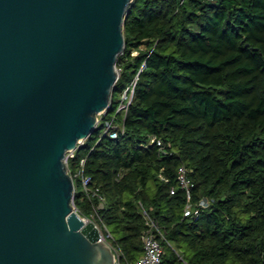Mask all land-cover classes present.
Listing matches in <instances>:
<instances>
[{
  "label": "trees",
  "instance_id": "obj_1",
  "mask_svg": "<svg viewBox=\"0 0 264 264\" xmlns=\"http://www.w3.org/2000/svg\"><path fill=\"white\" fill-rule=\"evenodd\" d=\"M123 36L107 114L67 159L71 175L85 159L89 188L105 198L100 219L76 177L75 209L94 215L123 264L143 252V210L162 264H264V0H133ZM133 80L112 139L104 120ZM179 166L193 184L189 200ZM201 199L208 206L197 217L184 215Z\"/></svg>",
  "mask_w": 264,
  "mask_h": 264
},
{
  "label": "water",
  "instance_id": "obj_2",
  "mask_svg": "<svg viewBox=\"0 0 264 264\" xmlns=\"http://www.w3.org/2000/svg\"><path fill=\"white\" fill-rule=\"evenodd\" d=\"M133 0H0V264H114L66 156L111 102Z\"/></svg>",
  "mask_w": 264,
  "mask_h": 264
},
{
  "label": "built area",
  "instance_id": "obj_3",
  "mask_svg": "<svg viewBox=\"0 0 264 264\" xmlns=\"http://www.w3.org/2000/svg\"><path fill=\"white\" fill-rule=\"evenodd\" d=\"M119 68L116 67V70ZM134 85L135 80H133L131 83H129L118 95V100L114 109V112L112 114V117L110 119L104 120V129L103 132L108 133L110 138H116L118 136V133L122 131V126L119 122L115 121V115H119L120 112H123V116L126 114L128 105L133 97L134 93ZM107 110H105L102 114L99 116H104L107 114ZM99 121V120H98ZM156 142L158 146L161 145L160 141H157L155 138H152L149 143L152 144ZM83 141L80 142L79 145H82ZM74 150L67 153L66 156V162L68 158L73 157ZM84 158H81L79 160V168L74 172L72 178H80V184L82 190L88 194L89 196L96 197L98 199L97 205L94 207V215L99 218V215L97 213V210L103 206L104 203V196L99 192V189L97 187L89 188V183L91 181L90 176L84 175L82 172V166L84 165ZM176 182L180 188L184 190V193L186 195V198L189 200L191 196V187L193 186L190 178L187 175V169L185 166H179L177 170V176H176ZM170 194L175 193V187H171L169 190ZM205 208L208 206V201L205 199H201L197 206L191 205V203H187L184 209V215L187 216H194L197 217L199 215V208ZM143 215L147 219V225L148 228L144 231V233L141 236L142 245H143V252L141 256L133 263V264H162V255H163V248L161 246V243L159 239L156 237L154 230L156 228L155 224L151 219H149L148 214L145 210L142 211ZM94 215H91V218H85V219H91L94 221ZM95 222V221H94ZM97 225V223L95 222ZM98 226V225H97ZM99 228V227H98ZM101 231V230H100ZM102 233V232H101ZM107 236H110L108 233ZM100 238L106 241V237L103 235V233L100 235ZM112 248V247H111ZM114 252V264H123L119 260V252L116 248H112Z\"/></svg>",
  "mask_w": 264,
  "mask_h": 264
},
{
  "label": "rangeland",
  "instance_id": "obj_4",
  "mask_svg": "<svg viewBox=\"0 0 264 264\" xmlns=\"http://www.w3.org/2000/svg\"><path fill=\"white\" fill-rule=\"evenodd\" d=\"M116 67H117V65H116ZM117 71H118V69H117ZM119 116L122 117L123 116V112H120ZM99 231H100V229H99ZM100 234H102L101 231H100Z\"/></svg>",
  "mask_w": 264,
  "mask_h": 264
}]
</instances>
